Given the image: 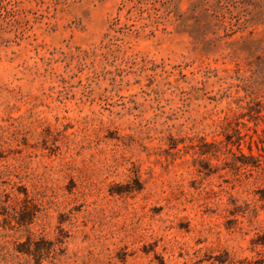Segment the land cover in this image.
Instances as JSON below:
<instances>
[{
  "label": "rangeland",
  "instance_id": "1",
  "mask_svg": "<svg viewBox=\"0 0 264 264\" xmlns=\"http://www.w3.org/2000/svg\"><path fill=\"white\" fill-rule=\"evenodd\" d=\"M263 54L264 0H0V264L27 236L64 237L42 264L264 259L258 185L199 154L260 134Z\"/></svg>",
  "mask_w": 264,
  "mask_h": 264
},
{
  "label": "trees",
  "instance_id": "2",
  "mask_svg": "<svg viewBox=\"0 0 264 264\" xmlns=\"http://www.w3.org/2000/svg\"><path fill=\"white\" fill-rule=\"evenodd\" d=\"M249 88L245 97L248 100L244 101L245 113L241 114V117L247 118L248 122L253 123V127L257 126V121L264 123V103L259 100L262 98L264 100V54L262 57H257V61L254 63V69L251 71L249 77ZM256 87V91L253 87ZM261 94V95H260ZM234 127L230 128L228 132L223 133V140L219 143H203L199 149L200 155H210L213 158H218L220 155L230 154L229 162L225 163V167L233 171L234 175H241L245 179H251L258 188L254 191V196L256 201L264 205V124L260 130V134H257L256 130L253 129V134L256 135V140L254 141L251 136L247 134H241L237 128L238 123H234ZM243 127L245 124L240 123ZM229 123L227 124V126ZM227 131V129H226ZM254 143L255 146L259 145V150L261 154L255 156L250 153V146H248L249 153L245 154L240 149V144L244 137ZM231 147H235L236 153L231 151ZM209 174L213 173L208 169ZM18 224H23L24 219H19ZM63 238H57L55 244L47 242L46 247L43 249L41 239L34 241L30 236H27L24 242L18 243L15 250L18 254H25L33 259V264H42L43 261L50 263L57 254H60L62 250L59 245L63 243ZM253 248L261 247L264 254V234L259 236L256 240L252 241ZM57 246V248H55ZM58 251V252H57ZM226 261H219V264H225ZM227 264H233L229 261ZM238 264H264V259H259L255 261H239Z\"/></svg>",
  "mask_w": 264,
  "mask_h": 264
}]
</instances>
